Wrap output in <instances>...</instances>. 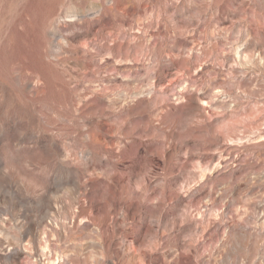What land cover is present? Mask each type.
<instances>
[{
    "label": "rangeland",
    "instance_id": "rangeland-1",
    "mask_svg": "<svg viewBox=\"0 0 264 264\" xmlns=\"http://www.w3.org/2000/svg\"><path fill=\"white\" fill-rule=\"evenodd\" d=\"M0 264H264V0H0Z\"/></svg>",
    "mask_w": 264,
    "mask_h": 264
}]
</instances>
